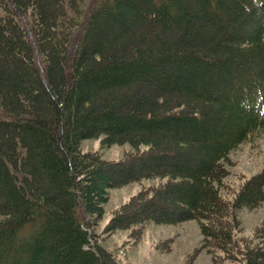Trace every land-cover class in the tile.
<instances>
[{"label":"trees","instance_id":"trees-1","mask_svg":"<svg viewBox=\"0 0 264 264\" xmlns=\"http://www.w3.org/2000/svg\"><path fill=\"white\" fill-rule=\"evenodd\" d=\"M259 139L264 0H0V264H117L95 230L130 183L103 233L196 221L212 264H264V223L238 219L264 167L228 180Z\"/></svg>","mask_w":264,"mask_h":264},{"label":"rangeland","instance_id":"rangeland-1","mask_svg":"<svg viewBox=\"0 0 264 264\" xmlns=\"http://www.w3.org/2000/svg\"><path fill=\"white\" fill-rule=\"evenodd\" d=\"M89 1L91 4L93 0ZM82 148L85 151H97L106 160H119L127 153L129 145L106 147L102 146L99 139H92L83 141ZM231 161L233 167L230 168L231 176L228 179L230 183H240L259 172L264 167V139L242 144L232 153ZM153 183L156 182L144 181L143 186ZM141 186L130 183L109 190L110 200L105 207L106 214L95 230L102 248L111 253L117 264H212L207 251H198L202 236L196 221L179 225L149 224L142 231L138 242H134L125 230H118L110 235L102 232L110 219V212L128 201ZM238 219L241 222L242 235L253 233L264 223V208L243 209L239 211ZM169 240L172 243L170 251H159L162 247L160 243Z\"/></svg>","mask_w":264,"mask_h":264}]
</instances>
